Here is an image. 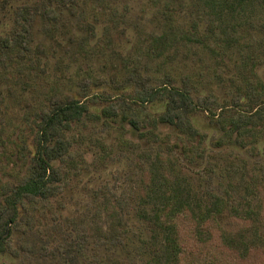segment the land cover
Here are the masks:
<instances>
[{
	"label": "rangeland",
	"instance_id": "obj_1",
	"mask_svg": "<svg viewBox=\"0 0 264 264\" xmlns=\"http://www.w3.org/2000/svg\"><path fill=\"white\" fill-rule=\"evenodd\" d=\"M45 1L0 0V35L19 7L39 11ZM77 8L58 30L37 21L33 53L0 65V185L25 170L31 154L21 158L19 142L32 149L36 115L51 97H76L91 113L66 133L71 157L55 162L64 169L61 194L40 206L26 234L12 229L19 253H0V264H177L176 227L202 232L209 219L223 232L214 228L206 264H218L216 245L231 263L264 264V130L241 146L216 122L224 109L247 107L250 82L253 111L264 106V0H81ZM132 71L174 88L189 78L200 96L220 103L240 96L241 106L230 103L214 118L196 112L194 138L149 124L161 103L105 116L111 102L129 99L123 80ZM199 141L203 156L191 158ZM113 208L121 218L114 234ZM205 251L185 247L179 262L203 264L196 257Z\"/></svg>",
	"mask_w": 264,
	"mask_h": 264
},
{
	"label": "trees",
	"instance_id": "obj_2",
	"mask_svg": "<svg viewBox=\"0 0 264 264\" xmlns=\"http://www.w3.org/2000/svg\"><path fill=\"white\" fill-rule=\"evenodd\" d=\"M81 0H46L38 11L32 6L19 7L14 12V26L4 35H0V65L15 63L17 60H24L33 53V27L37 21L43 23V31L51 32L52 29L58 30L64 15L75 16L77 14V5ZM62 26V24H61ZM172 80V79H171ZM124 88H131L132 94L127 95L129 99H120L118 102H111L106 109H103L105 116L117 117L120 114L126 116V111H131L132 106L142 108L148 105L161 103L162 111L149 117V124L155 129L158 124H167L176 128L180 134H185L194 138L199 133L194 127L192 117L198 111H207L214 118L218 109L227 108L230 103L234 106H241V97L232 98L230 101L219 102L216 96H200L192 80L186 78L182 81L180 88L171 86H158L151 82L147 76L141 75L138 71H132L125 80ZM256 83L248 84L246 108L232 114L234 109H224L225 115L217 119L223 132L231 140L235 134V142L243 146L244 141L249 138L258 129L264 130V106L257 111H253L257 99ZM130 100V101H127ZM243 108V107H241ZM91 115L88 107L79 99L73 96L54 95L43 106L35 118L36 130L34 131L32 149L27 147V143L21 139L19 142V152L21 158L25 159L29 152L31 157L26 160V167L22 174L15 181H7L0 185V253H7L17 256L18 249L10 241L12 229H19L22 233H27V228L35 223V213L40 206L48 205L52 199L61 194L63 188L64 169L55 166L56 161H66L70 156L72 142L67 138V132L71 129L73 123H80L84 116ZM94 116V115H93ZM124 117V116H123ZM98 118V117H96ZM125 118V117H124ZM129 123L134 130H139L140 120L138 116H131ZM126 118V119H127ZM203 143L199 141L194 147H191L189 156L191 158H202ZM71 157V156H70ZM122 196V195H121ZM123 197L116 199L117 203L122 205ZM118 210L113 208L112 225L113 234L116 232L117 224L121 221ZM232 220V219H231ZM262 226L264 230V215L262 217ZM206 229L198 232L196 228L191 232H179L176 227V236L179 241L177 264H182L180 257L183 248L191 251H200L201 247L206 248L205 254L196 259L205 260L211 252L210 240L219 233L214 228L223 232L214 219L206 222ZM237 231L238 225L232 226ZM225 232L227 236L235 235L237 231ZM112 234V235H113ZM205 238H201V235ZM111 235V236H112ZM189 235V236H188ZM199 236L201 241H193ZM217 253L218 264L231 263L226 257L228 252L223 253L218 245ZM21 249L27 248L26 244L20 245ZM61 252H65L66 258H71L69 248L66 244L58 246ZM200 262V261H197Z\"/></svg>",
	"mask_w": 264,
	"mask_h": 264
}]
</instances>
